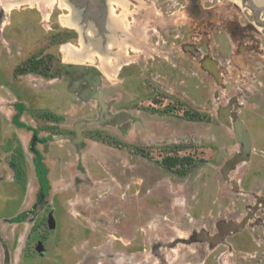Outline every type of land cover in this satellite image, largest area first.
I'll return each instance as SVG.
<instances>
[{"label": "rangeland", "instance_id": "rangeland-1", "mask_svg": "<svg viewBox=\"0 0 264 264\" xmlns=\"http://www.w3.org/2000/svg\"><path fill=\"white\" fill-rule=\"evenodd\" d=\"M63 1L0 0V264H264V211L245 210L264 194V70L221 75L251 17L231 2L225 20L223 0H197L218 9L201 21L191 0L129 1L122 22L145 45L109 68L92 37L82 55Z\"/></svg>", "mask_w": 264, "mask_h": 264}, {"label": "flooded vegetation", "instance_id": "flooded-vegetation-1", "mask_svg": "<svg viewBox=\"0 0 264 264\" xmlns=\"http://www.w3.org/2000/svg\"><path fill=\"white\" fill-rule=\"evenodd\" d=\"M16 1H22V0H16ZM23 1L26 3L31 2L32 4L37 3L38 5L42 4V6H45L44 8L48 7V4H45V3H48V2L51 3V0H23ZM129 1H133V0H64L63 1L70 8L68 11V14L64 15V18H66L68 20V23L72 25H74L75 23H80L81 31L79 34H81V37L84 40L82 55L84 53L90 55L89 50L87 51V45L89 44L88 43L89 38L92 37L93 40H95L94 49L98 52V55L100 56V60H99L100 65L104 67H109V68L116 65L115 67L119 68L121 67V65H123L122 56L126 54V52L124 51L126 48L125 46H128V47L130 45L140 46L141 43L142 45H145L142 42L143 40L145 41V36H144V39L142 40L143 36L141 35V33L138 34L134 30L130 31L129 29L125 28V25L122 22L125 17H121L119 9L121 7H124V5L129 3ZM191 1H192L191 3L193 4V11H197V14H196L198 18L197 20L201 21L202 19L201 16L203 15H209L208 19H210V17H213V19H215L216 11L218 9L212 10L213 6H211L209 7V10L211 9V11L201 12L197 9V7H195L198 1L197 0H191ZM223 1L225 2L224 13H223L225 16V20L228 18V16H230V13H231L230 9L232 8L230 3L233 2V4H235L236 7L241 9L242 14H247L251 17L249 20V26H251V28L255 31L256 34L255 33H241L239 35L238 37L239 40H244V39L247 40L246 42L241 41V48H242L241 52L239 51L240 49L238 47L234 48L236 50L235 52L238 54L241 53L242 56L239 57L238 62H236V64H234V66H232L230 69L229 67L222 68L223 73L221 75L224 76V78L228 77V75L232 71H235L238 69L237 66H239L240 64H242L244 68L250 65L251 67H254L255 65L256 67V68L254 67V70H256L255 72L257 71L259 72V70L261 71L264 70V62H263L264 55L262 52L264 51V0H223ZM65 10L67 11V9ZM198 11L201 14L203 13L204 14L200 15ZM0 19L1 20L3 19V11L0 12ZM229 20L230 19H228V21ZM128 31L130 32V34L128 33ZM91 33H93L94 35L92 36ZM223 36H224V40L226 44L228 45L227 48L224 49V53L227 55V57L225 58L220 57V50L218 49L219 48L218 44H215L217 46L215 47V51H216L215 55L220 57L218 58L219 62L224 61L223 64L225 62L226 64H228L231 61L230 58H231V55L233 54L232 50L234 47L233 46L234 42L232 41V38H231L232 36L231 29L228 30L227 33L224 32ZM231 45L233 47H231ZM94 49L93 47L91 48L92 51H94ZM258 51H261V52L258 53ZM77 52H79V50L76 51V53ZM76 55H78L79 57L81 56V54H76ZM255 55L259 56V59L256 58ZM201 62L202 61H200V63ZM88 76L90 75L87 72L84 74L83 78L89 79L88 81L87 80L85 81L86 86L88 84L87 87L92 89L93 84L95 83L96 79H91V77H88ZM229 80H228L229 82L226 80L224 82L227 84H231V79ZM241 81L242 79L239 81V83ZM234 82H238V81L234 80ZM77 92L78 94L82 95V93L85 94L86 90L78 89ZM244 97H249L251 99H254L251 93L247 92V95L245 96L234 95V96L227 97V99L225 100H227V103L230 104V109H234V110L239 109V111H241L242 109L245 108V106L244 104H241L240 106V104H237V102L245 101ZM229 114H230L229 116L233 120L231 112ZM260 130H261V135L258 138V140H260V143L258 144V146L261 148V151H264V134H263L264 129L261 127ZM261 193L262 192L258 193L259 196L257 197L253 196L254 203L252 206L246 207L245 210H246V215L248 217L246 219L247 221L248 219L253 217V215L257 212H260L261 214H263L262 211H264V207H263L264 194L263 193L261 194ZM246 220L244 219L243 222ZM227 221L229 223L223 222V219H221V220H218L216 224L217 226L216 229L218 230V233L220 234V236H224L228 233V231L226 230L227 229L226 227H229L232 222H231V219H228V218H227ZM230 227H233V226L231 225Z\"/></svg>", "mask_w": 264, "mask_h": 264}, {"label": "water", "instance_id": "water-1", "mask_svg": "<svg viewBox=\"0 0 264 264\" xmlns=\"http://www.w3.org/2000/svg\"><path fill=\"white\" fill-rule=\"evenodd\" d=\"M73 27H76L78 29L79 33H80V31H81L80 23H75ZM75 69L82 70L83 69V64L76 65ZM92 71L96 75H99V73H100L96 68H93ZM95 97L98 98L97 96H95ZM98 100H100V98H98Z\"/></svg>", "mask_w": 264, "mask_h": 264}]
</instances>
